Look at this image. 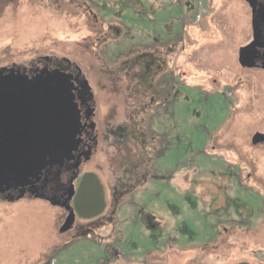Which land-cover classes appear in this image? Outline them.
Instances as JSON below:
<instances>
[{"label": "rangeland", "instance_id": "rangeland-1", "mask_svg": "<svg viewBox=\"0 0 264 264\" xmlns=\"http://www.w3.org/2000/svg\"><path fill=\"white\" fill-rule=\"evenodd\" d=\"M147 1L156 9L137 14L120 0H0V66L71 55L96 76L99 65L112 69L122 59L121 39L111 40L107 24H122L134 36L141 28H167L181 38L169 148L116 226H96L88 237L76 231L100 219L94 215L102 192L103 212L110 207L116 188L112 179L106 184L104 171L97 175L98 197L83 190L81 212L64 232L62 208L0 199V264H264V141L252 143L256 132L264 134V69L237 66L238 45L250 38L249 7L244 0ZM101 33L110 36L111 53L118 48L113 60L96 54L105 42L96 39ZM97 92L104 112L116 113L118 122L127 116L123 85L108 83ZM123 165H112L117 175Z\"/></svg>", "mask_w": 264, "mask_h": 264}, {"label": "flooded vegetation", "instance_id": "flooded-vegetation-1", "mask_svg": "<svg viewBox=\"0 0 264 264\" xmlns=\"http://www.w3.org/2000/svg\"><path fill=\"white\" fill-rule=\"evenodd\" d=\"M244 1L250 10L251 33L246 43L238 45L237 66L250 71L264 69V0ZM120 3L137 14L142 9H156L147 0ZM152 20L156 21L154 17ZM120 25L107 24L104 30H111V40L121 39L118 44L122 59L112 69L109 64L105 69L99 65L96 76L91 74L92 66L89 69L83 60L71 55H39L28 63L0 66V199L8 203L22 198L42 200L62 208L66 212L64 220L72 211L70 230L76 209L81 212L83 190L98 197L95 193L103 183L97 175L104 171L106 184L109 186L112 179L116 189L105 212L106 201L101 193L94 215L100 219L88 226H77V233L85 237L94 236L95 227L104 223L116 226L125 208L134 201V191L149 177L154 178L161 154L170 145L167 122L172 120L180 83L174 62L180 35L177 38L176 30L167 28H141L134 36ZM109 37L101 33L96 39L105 42L95 50L97 55L113 60L118 48L111 53L105 47ZM246 46L250 65H241L239 50ZM108 83H119L126 90L130 110L119 122L116 113L115 118L110 111L102 110L104 96L97 89ZM184 83V88L192 91V85ZM108 94L111 98L112 91ZM107 101L110 103L108 97ZM116 158L124 164L120 175L112 166L118 162ZM152 164L155 173H150Z\"/></svg>", "mask_w": 264, "mask_h": 264}, {"label": "water", "instance_id": "water-1", "mask_svg": "<svg viewBox=\"0 0 264 264\" xmlns=\"http://www.w3.org/2000/svg\"><path fill=\"white\" fill-rule=\"evenodd\" d=\"M250 7L253 9V6L250 4V2L248 1ZM249 48V46L246 47H242L239 50V62L241 65H250L249 62H247L248 59H250V53L247 52V49ZM264 141V134L256 132L253 136H252V143H258V142H262ZM74 220V215L73 212L70 211L68 216L65 218L63 224L61 225L59 231L60 232H64L66 230H68L69 226L72 224Z\"/></svg>", "mask_w": 264, "mask_h": 264}]
</instances>
